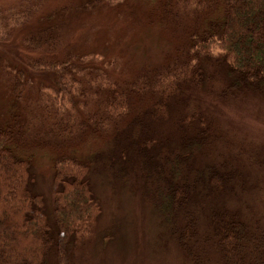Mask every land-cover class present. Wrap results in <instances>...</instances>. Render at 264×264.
I'll return each instance as SVG.
<instances>
[{"label": "trees", "instance_id": "16d2710c", "mask_svg": "<svg viewBox=\"0 0 264 264\" xmlns=\"http://www.w3.org/2000/svg\"><path fill=\"white\" fill-rule=\"evenodd\" d=\"M99 1L113 3L81 1L68 10L61 7L58 15L89 10ZM146 9L150 24L179 25L182 16L185 25H179V41L162 61L134 76L111 81L103 61L88 69L84 55L51 56L36 64L26 60L34 71L53 75L45 88L53 92L55 107L44 106L42 118L32 124L37 110L22 111L24 95L0 124V264H47L50 254L65 264L90 234L101 203L88 179L90 162L69 151L88 135L109 143V162H100L99 169L116 175L113 182L128 181L149 202L186 258L198 256L191 249L196 242L206 243L203 259L211 249L227 259L225 264H264V222L246 220L226 203L251 188L242 158L246 149L202 99L204 93L220 103L234 104L247 95L264 99V0H156ZM61 25L53 21L25 35V50L59 46ZM21 75L16 70L12 76L14 98L27 84ZM44 140L55 151L51 223L41 194L29 189L35 180L33 157L16 154L25 149L23 142ZM259 156L248 155L247 162L264 165ZM200 215L212 234L205 242L198 241Z\"/></svg>", "mask_w": 264, "mask_h": 264}, {"label": "rangeland", "instance_id": "374dc122", "mask_svg": "<svg viewBox=\"0 0 264 264\" xmlns=\"http://www.w3.org/2000/svg\"><path fill=\"white\" fill-rule=\"evenodd\" d=\"M81 1L87 0H0V124L24 95L28 98L22 111L26 108L37 110V113H33L36 116L33 115L32 124H35L38 117L42 118L39 112H43L44 106L55 107L53 92L45 88L53 82V75L48 71H34L28 65L30 62H26L27 59L31 62L38 59L45 62L51 56L63 59L68 55H84L88 69H98L97 62L101 60L106 64L104 68L111 81L122 80L162 61L179 41V25H185L180 22L182 16L177 18L179 25L150 24L146 17V5L149 1L152 6L156 0L99 1L89 10L69 16L58 15L61 7L66 6L68 10L80 5ZM53 21L62 24L61 33L64 37L61 44L54 48L44 45L36 52H27L23 45L25 35L36 32L41 25L46 28L44 25ZM44 47L51 50L49 54ZM16 70L21 71L22 81L25 79L27 82L22 83L24 88L19 98L9 95V86L12 85V76ZM208 70L212 71V67ZM214 89L216 91L218 87ZM202 99L207 109L229 127V134L236 135L246 149L242 158L249 165L248 181L251 188L226 199L227 206L238 208L246 220L258 217L262 224L264 165L248 163L247 156H264V99L247 95L243 101H233L234 104L226 101L220 103L208 93L202 94ZM28 104L30 107H27ZM51 143L44 140L34 145L25 141V149L18 148L16 151L20 157L31 155L34 159L30 173L35 174V180L29 189L32 193L41 194L46 219L50 223L54 217L52 209L55 187L52 168L55 151ZM108 146V140L103 136L88 135L82 137L77 145L69 147L76 158L90 162L88 179L102 210L90 234L70 251L65 264H195L194 261L201 259V264L228 263L226 258L211 249L207 252L208 258L203 259L206 243L194 242L191 245L192 253H198V256H194V261L186 258L172 233L160 223L149 202L128 181L113 182L114 176L107 170L104 174L99 169L100 162L102 165L109 162L111 153ZM200 217L198 241L205 242L212 238V234L208 220L204 216ZM47 264H59L54 254H50Z\"/></svg>", "mask_w": 264, "mask_h": 264}]
</instances>
